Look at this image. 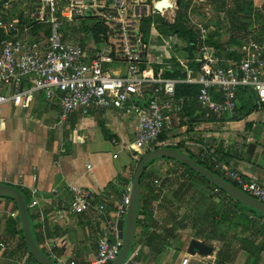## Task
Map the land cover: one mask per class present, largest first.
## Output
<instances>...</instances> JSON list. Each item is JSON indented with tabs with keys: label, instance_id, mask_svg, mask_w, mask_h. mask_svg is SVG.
Here are the masks:
<instances>
[{
	"label": "built area",
	"instance_id": "2783aa9c",
	"mask_svg": "<svg viewBox=\"0 0 264 264\" xmlns=\"http://www.w3.org/2000/svg\"><path fill=\"white\" fill-rule=\"evenodd\" d=\"M17 5L27 7L24 11L27 18L11 15ZM158 14L156 0H0V30L6 35L0 40V121L7 104L26 109L38 92L59 104L61 122L68 121L74 113L88 116L93 111L116 109L136 120L135 139L125 149L140 161L155 149L156 141L167 128L168 113L175 108L177 83L201 85L197 101L208 116H234L239 93L244 90L254 89L264 103V43L244 39L235 49H228L229 53L236 52L235 57H219L206 44L209 29L202 22L191 20L200 30L201 42L195 57L200 68L194 71L189 66L193 58L183 51L186 44L172 35V41L167 42L166 35L157 31ZM92 17L101 22L104 31L99 34L102 47L89 51L75 39L72 30ZM148 18L152 22L147 32L144 20ZM37 26L41 28L35 32ZM159 41L165 42L170 53L153 52L160 47ZM178 47L183 49V54L171 51ZM156 59H177L187 77H166V71L173 69L174 63ZM118 61L127 63L124 74L111 71L110 65ZM141 63H145L144 69L140 68ZM155 65L159 67L158 73ZM113 142L117 144L115 139ZM211 157L214 170L264 203V184L247 179L239 170ZM162 182L163 179L154 180L161 199L166 192ZM131 187L109 215L107 205L96 202L92 190L70 186L72 211L79 214L92 211L103 222L104 233L98 241L97 253L88 264H111L120 255ZM213 192L220 194L218 188ZM37 194V189H32L29 209L40 208ZM38 212L43 221V211ZM11 216L19 215L13 212ZM257 221L264 227V217ZM0 245L2 249L7 247L3 242ZM46 249L57 264H80L57 255L51 242H47ZM142 250L143 245L138 244L124 264H143L138 259ZM191 257L190 254L183 257L181 264H190ZM22 264H27V260Z\"/></svg>",
	"mask_w": 264,
	"mask_h": 264
},
{
	"label": "crops",
	"instance_id": "0c3cea01",
	"mask_svg": "<svg viewBox=\"0 0 264 264\" xmlns=\"http://www.w3.org/2000/svg\"><path fill=\"white\" fill-rule=\"evenodd\" d=\"M175 9L178 10L164 9L158 16L166 17L168 22L175 21L177 12L174 15V11H170ZM24 11L25 7L17 5L11 15L27 18ZM74 30L75 39L89 51L102 47L99 40L101 32H98V36L85 38L77 34L79 27H74ZM164 39L172 41L171 36L166 35ZM159 42L160 47H156L153 52L170 53L165 42ZM183 49L178 47L171 51L181 55ZM156 60L171 63L177 59ZM110 68L116 74H124L127 63L114 62ZM155 68L158 73V65ZM238 105L234 116L213 117L208 116L197 101L176 98L174 110L168 113L166 130L169 138L164 146L181 150L205 162L213 170L211 156H214L242 172L247 179L264 184V103L260 102L254 89H249L239 93ZM60 113L59 104L48 101L40 92L26 109L13 104L4 107L0 121V183L18 187L29 196L30 202L32 189L36 188L44 220L41 221L39 209H30V215L42 249L46 251L47 242H51L57 255L88 264L97 253L98 241L104 233L103 222L92 211L80 214L72 211L70 186L92 190L96 202L105 203L109 215L112 214L116 204L132 186L139 163L125 149L135 139L136 120L120 114L116 109L93 111L88 116L74 113L66 122H61ZM102 125L108 130L107 135ZM114 139L117 144H114ZM250 144L255 145L251 153L248 152ZM177 164L174 160L161 159L155 166L161 171L160 166L166 169L179 166ZM222 202L224 205L231 204L227 199ZM153 203L155 220L152 224L161 234L165 229L175 226L167 220L168 214L174 212L162 200L157 199ZM17 211L14 200L0 197V244L3 242L7 245L6 249L0 245V264H22L23 260H27V264H36L23 245L20 217L11 216ZM257 218L260 217H256V221ZM190 220L198 221L194 213ZM183 229L178 228L177 232ZM192 238L205 241L204 234L190 237L182 234L179 236L182 242L180 256L176 257L178 250L172 248L155 259L151 258V261L145 260L148 257L146 255L141 262L181 264L182 258L189 255L186 248ZM250 240H255L260 247L254 249L244 245L232 250L227 264H264V237L251 236ZM219 243L217 250L213 245L212 256L191 255L190 264H220L218 253L225 243Z\"/></svg>",
	"mask_w": 264,
	"mask_h": 264
},
{
	"label": "rangeland",
	"instance_id": "374dc122",
	"mask_svg": "<svg viewBox=\"0 0 264 264\" xmlns=\"http://www.w3.org/2000/svg\"><path fill=\"white\" fill-rule=\"evenodd\" d=\"M173 1L175 2L177 0ZM187 1L190 2V7L193 6L191 13L189 10L187 11L189 21L194 20L202 22L204 25L209 22L212 23L217 21L221 28L220 41L224 43L226 48L233 49L235 46L231 45V43H236L238 39L243 41L244 39L251 38L255 41L264 43V0H254L253 3L255 10L251 16L246 13H244V15H236L232 0H225L227 1V6H225V9L221 11H217L215 8V6L220 5V3L216 2V0H214V2L211 0H196V3L194 0ZM252 1L253 0H242V2L246 3H250ZM170 11H174L173 13L175 15L177 9ZM256 13H258L259 17H257ZM159 16L163 17L162 15ZM169 22L173 23L174 21ZM98 23L100 22L95 17L87 18L79 22V30H77V34L80 37L85 38L98 36V33L94 31V27ZM72 31V34L76 37L75 30L73 29ZM235 55L236 52H233L231 57H235ZM161 159L164 158L156 159V161L148 166L144 172V179L146 180L144 191L148 199H154L155 194L152 192L153 187L157 190L154 180L156 178H159L160 180L163 179L162 187L166 192H164L163 198L158 200H162V202L166 203L165 205L172 208L170 210L174 212L173 214H168L167 220L170 223L173 222L175 225L177 224L178 226L185 228L178 232L179 236L182 234H186L189 237L193 235L197 236L199 233H209L214 235L216 238L222 240H219L221 243L226 244V247L221 250L222 260L230 256L232 250H238L239 248L244 247V245L251 246L254 249L260 247V245H256L255 240H250L251 236L264 237V229L255 220L257 217L256 215L252 214L253 216H251L250 213L249 218L246 219L241 216V212H230V215L226 220L222 213L214 215L213 217H207L205 215L207 208L210 206L216 207L217 202L215 201H218L214 200L212 196L214 194V189L201 175L197 174L198 176L194 175L193 177L186 175V168L182 165L168 168L166 167V169H163L160 166V171L155 165ZM217 174L225 180L231 182L220 172H217ZM141 190H143V186H141ZM178 207L182 208L177 209ZM193 213L197 216L198 221L185 218L188 214L193 216ZM125 229L126 225L123 224L122 230L125 231ZM139 232L140 231L138 230L137 233ZM219 241L207 242L209 244L213 243L212 245H214L217 250V247H219L220 244ZM135 243L136 241H134V244ZM145 260L151 261L152 259L151 257L146 256ZM220 264L223 263L220 262Z\"/></svg>",
	"mask_w": 264,
	"mask_h": 264
},
{
	"label": "trees",
	"instance_id": "16d2710c",
	"mask_svg": "<svg viewBox=\"0 0 264 264\" xmlns=\"http://www.w3.org/2000/svg\"><path fill=\"white\" fill-rule=\"evenodd\" d=\"M178 1L180 4H179V8H178L177 13H176L175 21L173 23H170L165 18L158 16L157 27L163 34H165L167 36L172 35V36L178 37L181 41H183L186 44L183 51L186 52L190 56V58H193V59H190L189 66L194 71H198L200 68V63L197 61V59H195V57L198 54L199 48L201 45V42L198 40L199 36H200V30L197 28V26L195 24H193L191 22V20L189 21V19H188V12L187 11L190 8V2H188L187 0H178ZM211 1L214 2V0H211ZM216 2L220 3L219 6H215L217 11H221V10L225 9V6H227V1H225V0H219V1L216 0ZM232 2H233L234 7H235L236 15H244V13H246L247 15L251 16L254 13V10H255L254 9V3H253L254 0L250 3L242 2V0H232ZM256 15H257V17H259L258 13H256ZM144 22H145L146 31L148 32V28L152 22V19L151 18L145 19ZM205 27H207L209 29L206 44L209 47H212L216 51L215 54L217 56H219V57H224V56L231 57L233 52L229 53L228 48H226L224 43L222 41H220V30H221V28L219 26V23L217 21H214L212 23L209 22V23L205 24ZM40 28H41V26H37L34 29V31L37 32ZM94 31L96 33L104 31V27L101 25V22L98 23L94 27ZM4 38H6V35L3 33L2 30H0V40H2ZM241 41L242 40L238 39L236 43L235 42H233V43L230 42V43H231V45L235 46L234 47V49H235L236 47H238L240 45ZM173 63H174L173 69H168L165 73V76L171 77V78H176V79H185L187 77V72L182 69L181 65L177 61H174ZM145 66H146L145 63L140 64L141 69H144ZM200 87H201V85L197 84V83H187V82L177 83L176 84V98L184 97L186 99L191 98L194 101H197V97H198ZM103 130L105 131V133L107 135L108 130L104 126H103ZM168 138H169L168 131L165 130L164 133L156 141L154 147L155 148L163 147L165 142L168 140ZM191 157L193 159H195L193 156H191ZM195 160L198 163L204 165L206 168L213 170L209 165H206L205 162H203L199 159H195ZM155 161L156 160L151 161L147 165V168H148V166L153 164ZM176 162L179 165H182L183 167L186 168V173H185L186 175H189L190 177H193L194 175L198 176L197 175L198 173L191 170L186 165H184L178 161H176ZM213 171H215L216 173L218 172L216 170H213ZM144 176H145V174H143V177L141 179V186H143V190H141V193H140L139 212H138L139 218H138V225H137L138 230L140 232L135 235L136 243L134 244L133 248H135L138 244L143 245V250L141 251V253L138 257L139 260H143L144 256H146V255L155 259L157 256L162 254V252H164L165 250H167V249L169 250L172 248H176L178 250L177 255H176V257H177L179 255V251H180L179 249L182 246V242H181V239H179V235H178L177 230H178V228H182V227H180V226L178 227L175 225V226H172L168 229H165L163 231V233H161V234L157 233L156 229L154 228V225L152 224L153 221L155 220V218H154V207H155V205H154L153 201L156 199H160L161 194L159 192L160 190L157 191L153 187L152 192H154L155 198L152 200L148 199V197L146 196L145 191H144V186H145ZM202 177L205 178L204 176H202ZM205 180L210 184V186L213 189L218 188L220 190V194H218V195L213 194L212 195L214 200H218V201H215V202H217L216 207L210 206L207 208V211L205 213V215L207 217H210V216L213 217L214 215H219V213H222L223 217L226 220V219H228L230 212H233V213L236 212L237 213L238 210L241 211V213H242L241 216H243L246 219L249 218L250 213L254 214L260 218L264 217V215L260 214L256 210H254L250 207H247V206L243 205L242 203L231 198L227 193L223 192L218 186L211 183L207 178H205ZM24 195H25V197L27 199V203L29 205L30 204V198L27 194L24 193ZM6 198L13 200L11 197H6ZM226 199L229 200V202H231V204L228 203V204L224 205L222 201H224ZM18 218H19V216H18ZM185 218H187V219L192 218V215L188 214L185 216ZM30 219L33 222V217L31 215H30ZM32 227H33V230L35 233L36 240L38 241V243L40 245L39 237L35 231L36 230L35 226H32ZM151 228H153V229H151ZM21 233L23 235V245L29 251L27 244L25 242V239H24L23 230H21ZM204 240L213 242V241H219L220 239L215 238V236L212 234L205 233L204 234ZM220 241H222V240H220ZM223 247H225V244L223 245ZM145 248H147V251H145ZM30 256H31L32 260L36 264H38L34 260L31 253H30ZM229 259H230V257H226L225 259L222 260L221 251L218 253V260L221 263L227 264Z\"/></svg>",
	"mask_w": 264,
	"mask_h": 264
},
{
	"label": "water",
	"instance_id": "95a60500",
	"mask_svg": "<svg viewBox=\"0 0 264 264\" xmlns=\"http://www.w3.org/2000/svg\"><path fill=\"white\" fill-rule=\"evenodd\" d=\"M179 4V1L172 2L170 0H156V9L161 12L164 9L179 8ZM254 146V144H250L248 152L251 153L254 149ZM160 158L175 160L186 165L191 170L204 176L211 183L218 186L223 192L227 193L234 200L264 215V203L248 195L235 184L225 180L223 177L219 176L215 171L206 168L204 165L198 163L190 155L186 154L181 150L168 146L158 147L145 154L137 165L131 187V203L129 206L127 217L125 219L126 229L123 235L124 245L120 255L111 264H124L127 257L133 250L135 235L138 231L137 225L139 218L138 212L141 193V179L143 177L144 172L146 171L147 165L151 161ZM0 197H11L15 201L18 207L17 212L20 217L25 242L34 260L38 264H57L42 249V247L36 240L35 233L32 227V221L30 219L29 205L27 203V199L24 193L14 185L0 183ZM186 251L192 256L197 254L203 256H212L214 253V246L206 241L197 238H192L189 244L187 245Z\"/></svg>",
	"mask_w": 264,
	"mask_h": 264
},
{
	"label": "bare ground",
	"instance_id": "6f19581e",
	"mask_svg": "<svg viewBox=\"0 0 264 264\" xmlns=\"http://www.w3.org/2000/svg\"><path fill=\"white\" fill-rule=\"evenodd\" d=\"M171 1V0H170Z\"/></svg>",
	"mask_w": 264,
	"mask_h": 264
}]
</instances>
